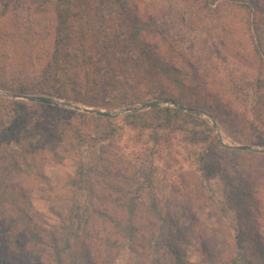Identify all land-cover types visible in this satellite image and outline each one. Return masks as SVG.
<instances>
[{"label":"trees","instance_id":"16d2710c","mask_svg":"<svg viewBox=\"0 0 264 264\" xmlns=\"http://www.w3.org/2000/svg\"><path fill=\"white\" fill-rule=\"evenodd\" d=\"M233 1L264 14V0ZM12 2L0 0L3 12ZM124 3L55 0L51 50L39 78L50 96L65 101L76 96L77 102L98 106L78 96L91 94L88 90L95 84L103 92L105 85L116 89L113 70L126 64L130 52L163 76L201 88L202 79L182 61L175 67L160 40L156 45L136 41L141 7L132 4L130 13ZM6 29L0 25V42L7 37ZM91 69L101 71L95 74ZM26 82H0V89L26 96L30 94ZM171 92L160 96L174 101ZM153 112L161 115L158 125L168 127L182 109ZM257 114L264 125V113ZM142 115L137 116L141 121ZM207 132L192 130L195 144L209 140ZM87 138L93 142L82 152ZM115 140V127L102 115L0 97V264H119L122 253L124 264H162L166 256L173 264H195L188 259L192 246L198 247L201 264H264V154L228 148L214 136L198 155L201 177L213 173L221 177L225 206L237 219L236 234L221 249L215 238L205 234L190 207L160 206L154 198L138 197L132 163L107 147H113ZM66 159L76 162L72 175L54 179L45 175L46 164ZM34 191L47 202L48 214L56 220L53 225L33 209ZM209 215L221 225L217 213ZM20 218L25 219L24 227L18 225Z\"/></svg>","mask_w":264,"mask_h":264},{"label":"rangeland","instance_id":"374dc122","mask_svg":"<svg viewBox=\"0 0 264 264\" xmlns=\"http://www.w3.org/2000/svg\"><path fill=\"white\" fill-rule=\"evenodd\" d=\"M122 1L127 12L132 4L141 7L136 41L156 45L160 40L175 67L178 60L182 61L194 77L202 79V90L194 88L190 81L175 82L167 74L163 76L145 59L130 52L132 56L126 64L113 70L116 89L105 85L108 90L103 92L95 84L92 91L88 90L91 94L78 96L98 106L77 102L76 96L68 101L53 98L39 78L51 50L55 0H13L6 12L0 8V25L7 28V37L0 42V82L12 85L27 81L26 92L30 94L23 96L0 89V97L28 104L37 102L19 97H41L65 110L94 116L106 114L102 117L110 118L116 134L114 146L107 147L132 163L138 197L144 201L154 198L160 206L190 207L204 225L205 234L225 249V243L236 234L237 219L225 206L221 177L216 173L201 177L197 159L214 136L228 148L249 147L264 154V125L257 118V113H264V14L245 10L233 0H217L214 4H210L211 0ZM100 71L91 69L95 74ZM165 91L172 93L174 101L160 96ZM163 108H181L182 113L168 127H161V115L153 110ZM141 114L143 121L137 117ZM192 130L207 132L209 140L195 144ZM85 141L82 152H87L85 145L93 142L88 138ZM75 163L66 159L59 164H46L43 171L50 179L72 175ZM31 205L49 225L56 222L48 214V204L40 192L32 193ZM210 211L217 213L220 226L216 218H209ZM18 225L24 227L25 219L20 218ZM188 259L202 263L197 246L188 250ZM125 260L126 254L122 253L118 263L124 264ZM162 264H173L172 257L166 256Z\"/></svg>","mask_w":264,"mask_h":264},{"label":"water","instance_id":"95a60500","mask_svg":"<svg viewBox=\"0 0 264 264\" xmlns=\"http://www.w3.org/2000/svg\"><path fill=\"white\" fill-rule=\"evenodd\" d=\"M6 96L10 97V98H17L18 97V96H13V95H11V96L6 95ZM19 98H25L27 101H33V102H37V103H46V104L53 105V101L52 100L41 98V97H19ZM100 115L106 116V114H103V113H100ZM236 149L245 150V151H253L254 152V150L249 148V147H239V148H236Z\"/></svg>","mask_w":264,"mask_h":264}]
</instances>
